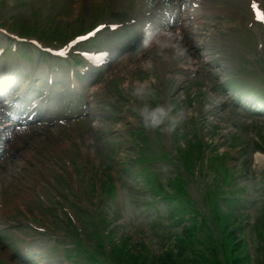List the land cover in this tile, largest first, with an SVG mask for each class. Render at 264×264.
Masks as SVG:
<instances>
[{"label":"rangeland","instance_id":"374dc122","mask_svg":"<svg viewBox=\"0 0 264 264\" xmlns=\"http://www.w3.org/2000/svg\"><path fill=\"white\" fill-rule=\"evenodd\" d=\"M261 1L264 4V0ZM140 2L142 9H139L137 13V10L133 7V0H15L16 7L13 9L7 8L5 2L0 4V17L8 19V22L13 23L14 28L22 29L28 35L39 37L43 35L50 40L53 38L61 40L76 32L83 31L94 23L110 16H115L116 20H124L130 16L142 15L148 10H153L152 13L155 12L153 15L163 14L164 10L174 9L178 4L177 0H140ZM218 4L226 9H240L239 0H219ZM255 37H258L257 33H255ZM259 37H262L261 31ZM247 38H251L249 34H240L239 43L237 49L231 55V61L228 60V56L217 60L224 75L230 74L232 67L240 66V61H245L250 66L256 68V59L259 68L262 67L264 69V50L256 51L254 47L246 50L244 46L245 39ZM113 41V39L99 36L89 46L104 45L105 42ZM182 41H185V39H182ZM186 43L188 47L192 46L188 39H186ZM263 48L264 44L261 49ZM242 50L249 53L242 56ZM151 54H155V56L151 57ZM25 55H27V50L23 46L17 55L5 52L0 60V69L4 68L5 62H7L10 65L18 64L17 67L23 71L21 66L26 61L24 59ZM149 57H151V60L148 59ZM36 58L37 54L30 57L34 63ZM170 58L167 68H165L163 52L154 51L150 55L146 53V57L143 56V61L142 59L138 61H126L132 64V68L129 71L125 70L124 73L120 74L119 70L122 69L113 67L110 75H105L106 73L101 75L104 77H99L100 79L97 82L100 88L98 92L94 90V93L101 92L102 96L100 99L102 101L95 107L94 114L84 115L89 107L87 104L88 100L84 101V99H87L86 92L75 94L72 97L64 96L60 99L59 106L57 102L53 104L52 108L56 111V116L62 119V123L58 127L51 126L53 130L51 131L52 137L49 142L50 150L42 156L34 152L31 159L26 161V165L21 166L19 164L21 155L26 152L24 147H12L11 150L9 149L4 153L3 158L8 159L9 162L4 161L0 163L2 174L8 171L15 174L9 181L0 177V228H7V231L0 229V246L6 251V254L1 257L8 261L7 264H65L64 258L61 256V249L63 247L58 245V242L51 235L42 236L43 234L40 233L34 234L30 229L24 227L17 230L21 237L26 240V242L21 243L20 240H16L17 234L14 233L16 232L14 226L19 223L23 224V222L29 224L30 221H33V224L36 225H45L43 227H52L54 225L52 221L57 224L55 216H51L47 209H45V203L55 199L50 191L51 188H55L50 179L51 177H56V171H51L50 162L53 158L59 159L58 156L53 155L58 150L62 149L60 153L62 155L65 153L64 156L67 159H75L78 162H88L90 164L91 160H95L96 162L93 164L94 172L100 168L101 162L111 165L113 168L110 170L112 171L115 168H119L117 160L122 155L126 156L127 153L126 150L123 151L122 149L123 139L119 137L121 134L115 135V133L120 132V129L126 124L127 120H140L136 109L141 101L131 95V89L134 84L143 83L151 90V103H162L171 106L173 111L176 110L175 114L183 120V123L185 122V127L182 124L180 130L181 135L184 134L185 140H187V137L188 139H193V133H200V127L203 126L201 118L212 119L217 123L232 126L234 130L240 132L245 139H249L250 141H252V138H256V128H259V134L264 136V117L246 113L242 107L234 105L230 101V98H227V95L223 91H220V87L215 81L214 73L210 72L207 68L208 65L195 60L194 66L197 75L192 78L186 77V81L178 83V74L183 76H186V74L184 75V71L176 68L177 65L190 64L185 61H178L173 55ZM147 62H150L149 65ZM159 69L161 73L158 71ZM128 76L131 79L129 86L126 84V77ZM39 79L36 81L37 84L43 82L42 78ZM177 85L178 87L184 85L181 88V90H184V100H180V91ZM253 87L255 88V86ZM61 89L60 86L57 87L55 85L53 91H62ZM204 89H210L211 91L209 94H205ZM239 90L245 91V88H240ZM189 91L191 93H188ZM199 91H203V93H199ZM62 92L65 93L64 91ZM185 93L187 94L186 98ZM213 93L218 97L213 96ZM175 106L178 108H174ZM73 115L77 116L73 117ZM114 115H119L120 118L111 119L110 117ZM80 116H85V120L81 121L79 119ZM92 121H95V125L92 124ZM148 133L152 135L151 141L153 146L160 143L162 150L166 151L163 153L170 156L173 155L177 142L174 139L177 134L176 131L169 133L166 131L157 132L151 129ZM159 134L161 135L160 137ZM156 137H159V139ZM114 142H118V146L112 145ZM261 143L263 145V142ZM81 144L88 148L86 151L89 152L88 155H94L95 158L82 159L79 151L81 149L79 145ZM117 148L118 152H116ZM257 149V151L264 153V150ZM251 151L250 149H245L241 155L238 152H234L232 158H230V162L236 168V173H239L237 174V179L240 185L245 188L243 193L250 197V199L247 197V199H244L246 202H243L244 204L240 208L242 212H245V219L249 218V221L252 219L253 214L256 217L258 215L261 216V212L264 209V193L261 194L259 193L260 190H256L259 187V183L255 175L263 169L253 164V151ZM163 153L161 152L159 155L152 154L151 159H157ZM89 167L87 165V168ZM26 168L28 169L25 170ZM78 181L75 183V186H79L80 192H82L80 188L87 190L88 186L84 180L78 178ZM198 183L200 185V182ZM60 185L65 186L62 183ZM157 186L156 181L151 182L152 190L156 194H161L162 190L158 189ZM189 188L191 193L194 194L195 189L192 183L189 184ZM80 195L83 194L78 193L79 204L82 206L87 202L79 199ZM160 202L164 203L163 199ZM55 203L57 202L55 201ZM132 210L133 213L135 211L138 213V210ZM40 221L43 222L41 223ZM133 225L135 227L132 226V231L130 230L129 232L135 234H132L134 238L147 237L148 240L155 241V244H153L154 249H157V251L161 250L158 246V229L150 228V221L146 216L134 219ZM61 226L59 225V227ZM124 229V232H126V226ZM29 235H32L31 238L33 239L30 245V263H24L16 258L15 250L21 246L29 245V242L27 243ZM118 235H120V231H118ZM257 242L259 243L260 241L257 240ZM8 245L10 248H8ZM13 247L14 249H12ZM151 248L153 247L151 246ZM12 251L13 254H11Z\"/></svg>","mask_w":264,"mask_h":264},{"label":"clouds","instance_id":"9594fccd","mask_svg":"<svg viewBox=\"0 0 264 264\" xmlns=\"http://www.w3.org/2000/svg\"><path fill=\"white\" fill-rule=\"evenodd\" d=\"M131 95L141 103L137 107V115L145 128L172 132L175 130L179 117L173 113V108L162 103H151V90L143 83L134 84Z\"/></svg>","mask_w":264,"mask_h":264},{"label":"trees","instance_id":"16d2710c","mask_svg":"<svg viewBox=\"0 0 264 264\" xmlns=\"http://www.w3.org/2000/svg\"><path fill=\"white\" fill-rule=\"evenodd\" d=\"M207 237L208 240H212L210 233L207 234ZM228 238L220 239L222 241H220L217 246L214 244L209 251V256H202L200 258H196V260L198 259V262H200V264H249V259L247 254L245 253V243L243 242V240H236L234 230L229 232ZM221 248L226 249L225 259H220V257L218 256V251ZM135 259H137V257L131 258V261L127 262V264H137ZM261 262V264H264V260ZM190 263L191 261L186 258V260H183L179 264Z\"/></svg>","mask_w":264,"mask_h":264},{"label":"bare ground","instance_id":"6f19581e","mask_svg":"<svg viewBox=\"0 0 264 264\" xmlns=\"http://www.w3.org/2000/svg\"><path fill=\"white\" fill-rule=\"evenodd\" d=\"M128 56H129V54H128ZM7 87H8V85H6ZM3 89H5V88H3ZM6 178H8L7 180L9 181V180H11V178L7 175V177Z\"/></svg>","mask_w":264,"mask_h":264}]
</instances>
